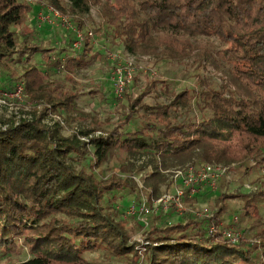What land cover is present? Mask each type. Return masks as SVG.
<instances>
[{"label": "trees", "instance_id": "16d2710c", "mask_svg": "<svg viewBox=\"0 0 264 264\" xmlns=\"http://www.w3.org/2000/svg\"><path fill=\"white\" fill-rule=\"evenodd\" d=\"M31 2L73 16L96 8L105 33L126 54L181 63L193 59L220 74L215 84L196 75L195 87L170 93L164 103H145L148 89L136 96L125 93L128 113L99 136L80 131L65 137L58 123L45 126L35 113L9 125L0 121V264H11L22 251L28 258L17 264H90L84 254L99 248L135 264L137 243L129 241L117 219L111 204L115 192L128 190L135 198L140 193L150 201L160 196L165 172L190 163L230 166L264 151V0H0L4 70L26 53L41 55L48 66L52 62L47 54L52 49L18 43L14 28L31 13ZM44 5L36 13L38 30L46 25L37 17ZM90 50L87 38L76 56L64 60L65 72L81 68L79 60ZM52 64L58 67L60 60ZM31 72L22 77L9 73L8 86L13 90V81L26 83L23 92L44 104L43 110L75 113L77 95L63 92L59 83L42 87V79L33 85ZM182 111L185 118L175 121L172 113ZM139 112L144 121L130 131ZM117 152L147 160L150 172L141 187L132 179H101L76 167L89 156L94 161L89 167L97 168ZM222 196L210 218L189 210L171 224L156 222L159 215L154 214L140 264H264V183L252 194ZM229 198L240 201L239 219L251 220L242 230L250 240L242 236L236 245L219 227ZM210 224L218 227L212 233Z\"/></svg>", "mask_w": 264, "mask_h": 264}, {"label": "rangeland", "instance_id": "374dc122", "mask_svg": "<svg viewBox=\"0 0 264 264\" xmlns=\"http://www.w3.org/2000/svg\"><path fill=\"white\" fill-rule=\"evenodd\" d=\"M31 5V13L19 26L14 28L18 43L23 47L36 44L40 48L52 49L47 54L52 56V62L59 59L60 67H54L52 62H50V66H48L44 58L39 54L30 56L29 53H26L20 58L22 61H14L13 63L8 62L9 68L4 70L3 67L0 66V91H12L11 87L8 86L9 82H7L9 73H13L14 77H22L24 72L30 69L32 71L31 74L34 75L33 78H31V83L33 85L39 83L37 79H42V87L51 89L54 83H59L63 85V92L77 95V99L75 100L76 111L73 114H53V112L49 110H43L45 109L44 104L34 102L30 95L28 96L24 93L19 100H3L5 101L4 104L0 102V121L2 123L9 125L20 119L31 118L35 113L36 116L40 114L42 117V124L45 126L50 127L54 123H58L61 128V133L65 137L72 136L80 131L106 132L115 124L121 123L123 117L128 113L127 101L124 97L125 93L128 94V96H136L145 89H148L143 100L149 105H154L155 103L166 102L170 93L178 94L184 89L191 90L196 86V75L204 76L213 84L219 83L220 74L217 73L215 69L211 66H206L205 68L198 67L197 64L193 63V59L181 63L171 61L167 58H154L151 55L133 56L126 54L123 47L117 49V40L112 39L105 33L106 28L100 17L101 13L96 8L91 9L90 13L84 16L65 14L70 24L78 28L80 27L83 31H92L95 35L94 40L100 43L96 46V49H91L86 57L80 58L79 62L81 68L75 70L73 74H68L63 69L64 60L69 56H76L79 52L74 51L71 47L72 33L70 31H65L63 27H58L56 31H47L45 28L38 30L41 25L37 22L36 13L39 7H42L44 3L31 2ZM23 41L26 43H22ZM68 42H70V44ZM64 49L66 50V54L60 53L61 50ZM107 52H118V54L121 52L120 54L124 58L128 57L134 59L133 81L128 86L121 99L117 101L112 100L110 88L107 83V78H109L108 76L110 75V65L105 57V53ZM56 54L59 56L61 54L63 55L57 57ZM25 57H29L27 58L29 60H26V62L23 60ZM37 70L43 73V78L36 77ZM12 83H15L14 85L16 86L23 85V89L24 86L27 85L26 83H19L17 81H13ZM166 88L168 93H165ZM40 111H43L42 115ZM172 115L175 121H181L185 118L183 111L181 114L172 113ZM192 115L194 114L192 113L190 117H192ZM58 119L62 124L59 123ZM143 119L144 116L142 112H139L138 116L130 123L128 129L130 131L138 129L143 123ZM75 131L77 133H75ZM89 159L90 157L87 156V158L80 161L76 167L86 172H92L97 178L101 179L114 176L119 179L128 178L137 183H141L142 179L150 172V167L147 166V160L132 158L123 152H117L97 168L94 166L89 167V165L94 163V161ZM262 159H264V151L254 158L248 159L242 163L232 164L230 166L222 165L226 167L227 170L217 181L214 190H211L207 186L201 187L196 196L185 198V211L178 212L174 208H171L167 213L161 212L159 216L155 217L156 222L179 223L181 222L183 213L190 212L189 210L193 213H200L202 210L207 209L212 214L213 211L222 204L219 199L220 196L247 195L258 191L261 184L264 183V164L261 162ZM193 164L196 165V168L200 166L197 163ZM164 175L167 180L160 186V196L168 191L174 192L178 186H181L180 180L172 178L171 175L173 174L171 171L169 173L165 172ZM248 189H251V191ZM135 194H131L128 190L115 192L113 194L115 200L111 204L118 210V212H116L117 219L124 224L130 236L129 241L137 243L135 240L140 239L137 245H143L144 247V245H147L145 236L150 230L151 217H153L154 214L142 220L126 217L124 215L126 205L132 199L147 200L143 194L137 193L139 195L138 198H135ZM109 203L106 204L105 202V205ZM223 203L225 204V215L219 224L220 229L237 231L241 233L245 241L250 240V238H246V236L242 234V230L251 224V220L239 219L238 210L241 206L239 199H224ZM233 217H236V220H233ZM140 247L142 246H139V250ZM137 254L139 260L142 261V255L139 254V252H137ZM84 257L90 264H131L124 258L111 255L103 248L85 253ZM27 258V253L22 251L11 264H17ZM138 258H135L137 262L135 264H140Z\"/></svg>", "mask_w": 264, "mask_h": 264}, {"label": "built area", "instance_id": "2783aa9c", "mask_svg": "<svg viewBox=\"0 0 264 264\" xmlns=\"http://www.w3.org/2000/svg\"><path fill=\"white\" fill-rule=\"evenodd\" d=\"M37 17L42 24H46L50 27H63L65 31H70L73 35L71 47L74 51H79L87 38L91 40H94L95 38V35L92 31H87L84 34L80 28L70 24L66 15L61 14L51 6L44 5ZM120 53H105L106 60L110 65V75L108 79L110 83L112 100L114 101L121 99L126 89L133 81L134 59L128 57L124 58ZM23 94V85L16 86L12 91H0V102L4 104L5 101L3 100H19ZM59 123L62 124L60 120ZM75 133L77 132L75 131ZM99 135H101L100 131H97L93 134V136ZM87 138L79 136L81 141L86 142L88 140ZM195 166V164L190 163L184 168L170 170L173 174L171 175L172 178L180 180V187L178 186L174 192L168 191L163 193L158 198L151 199L150 201L144 199H132L126 205L124 215L126 217H133L135 219L142 220L151 214L159 215L161 212L167 213V211L171 208H174L178 212H183L185 211L184 201L186 197L191 198L196 196L198 194V190L203 186H207L211 190H214L217 181L227 170L226 167H223L220 164H201L200 166H197V168ZM138 185L141 187L140 182H138ZM248 190L251 191V189ZM194 214L197 217L203 218H210L212 216V214L207 209L202 210L200 213ZM233 220H236V217H233ZM216 228L218 227L214 224H210L209 232H214ZM222 235L228 239V242L231 245H236L240 242V240H242L241 233L231 229L223 230ZM135 241L139 243L140 239H136ZM139 246L143 247V245L138 244L136 246L137 252L141 254L143 248L140 247L139 250Z\"/></svg>", "mask_w": 264, "mask_h": 264}, {"label": "crops", "instance_id": "0c3cea01", "mask_svg": "<svg viewBox=\"0 0 264 264\" xmlns=\"http://www.w3.org/2000/svg\"><path fill=\"white\" fill-rule=\"evenodd\" d=\"M41 28H45L47 31L48 30H54V31H56V29L58 28V27H49V26H42V27H40V29ZM62 32V31H61ZM60 32V33H61ZM69 41V40H68ZM69 44H70V42H68ZM100 43L98 42V41H96V40H91V49H96V46H98ZM105 58V57H104ZM109 77V76H108ZM107 83H108V87L110 88V83H109V79L107 78Z\"/></svg>", "mask_w": 264, "mask_h": 264}]
</instances>
